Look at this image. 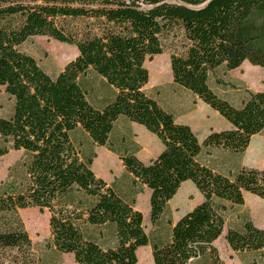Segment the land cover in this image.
Listing matches in <instances>:
<instances>
[{"label":"trees","instance_id":"1","mask_svg":"<svg viewBox=\"0 0 264 264\" xmlns=\"http://www.w3.org/2000/svg\"><path fill=\"white\" fill-rule=\"evenodd\" d=\"M33 37L73 46L77 56L50 77L19 49ZM166 52L173 84L216 111L229 130L199 143L144 92V62ZM244 62L264 70V0H0V87L13 101L11 115L0 118V158L23 153L0 188V264L6 253L13 254L10 264H35L18 213L29 208L48 212L47 245L75 264H137L145 246L152 264H224L213 243L244 193L264 200V169L221 174L200 159L210 150L240 155L264 131V91L248 92L236 107L210 87L212 75ZM94 77L111 91L99 103L89 100ZM120 118L159 140L162 150L149 163L109 145ZM77 132L118 156L132 198L95 176V153H84ZM186 181L202 201L164 240L150 241L135 196L149 191V221L157 229ZM224 239L234 253L257 254L252 264L264 255V228L248 218Z\"/></svg>","mask_w":264,"mask_h":264},{"label":"rangeland","instance_id":"2","mask_svg":"<svg viewBox=\"0 0 264 264\" xmlns=\"http://www.w3.org/2000/svg\"><path fill=\"white\" fill-rule=\"evenodd\" d=\"M20 51L32 56L39 67L50 77H55L63 67L77 56V50L73 46L56 42L47 37H33L20 46ZM144 67L148 71L149 79L144 92L156 99L165 110L175 114L176 106L181 103L196 104L197 98L188 91L176 86L172 82L168 52L155 56L152 60L146 59ZM93 95L89 97L91 102L99 103L101 99L111 96V91L103 81L92 78ZM211 89L222 99L238 107L247 97L248 92L264 91V70L258 66H252L247 62L232 71L219 70L210 79ZM180 93V94H179ZM197 117L198 124L183 123L189 126L196 135L199 143L211 132H220L230 129L229 123L216 111L202 103ZM13 101L0 87V118L11 115ZM184 113H179L182 116ZM179 120V119H177ZM132 125V126H131ZM226 126V128H224ZM137 136V137H136ZM73 138L82 144V149L87 155L95 153L91 170L96 177L101 178L106 184L112 186L119 194L126 192V187L131 181L125 173L122 163L116 154L109 152L104 147L93 144L86 134L77 132ZM146 148V153H139L137 157L141 162L146 158H155L162 150L159 140L142 126L120 118L114 125L109 138V145L118 152H139V145ZM104 152L113 156V161L106 158ZM153 154L152 156H150ZM22 151H10L0 158V188L8 185L9 170L21 160ZM150 156V157H149ZM201 162L221 174H228L239 167L264 169V131L253 136L247 149L240 155L230 154L222 150H210L201 156ZM186 186H183V185ZM176 195L168 203L166 211L159 220L158 228L152 227L149 221V193L143 192L137 200L135 210L143 217V229L152 241L155 238L164 240L170 228L187 212L191 211L202 201L201 195L191 182H185ZM192 188H189V187ZM19 217L29 236L34 254L35 264H75L71 255L58 254L47 245L49 241L48 218L46 210L40 212L36 208L20 210ZM248 218L257 228H264V200L245 194L242 207L229 208L225 216V225L221 236L216 240L215 248L224 264H252L257 254H237L232 252L224 236L229 229L237 228L240 223ZM139 250V251H138ZM136 254L137 264H152L149 246L139 248ZM12 255L6 253L5 264H10ZM139 261V262H138ZM257 264H264V255L257 260Z\"/></svg>","mask_w":264,"mask_h":264},{"label":"crops","instance_id":"3","mask_svg":"<svg viewBox=\"0 0 264 264\" xmlns=\"http://www.w3.org/2000/svg\"><path fill=\"white\" fill-rule=\"evenodd\" d=\"M180 94V93H179ZM193 96V95H192ZM202 103L203 102H201L199 99L197 100V102H196V104H186V103H182V101H181V103H179L177 106H176V108H175V114H174V112H173V116H174V119H175V122L176 123H178V124H183V123H191V124H198L197 123V121H198V119H197V117H193L195 114H197L198 112L197 111H199L201 108H203V106H202ZM199 109V110H198ZM197 110V111H196ZM170 111V110H169ZM179 113H184L182 116H180L179 115ZM177 119H179V120H177ZM190 124V125H191ZM185 125V124H184ZM132 126V125H131ZM144 128V127H143ZM224 128H226V126H224ZM209 132H211V130L209 131ZM137 137V136H136ZM136 143H137V140H136ZM138 144V143H137ZM139 145V144H138ZM146 151H147V149L146 148H144V147H142V146H140L139 145V152H136L135 153V156L136 157H139V153H146ZM223 151V150H222ZM110 152V151H109ZM109 152H104L105 153V156H106V158H108V160H111L112 159V161H113V156H112V152L111 153H109ZM223 152H226V153H229V152H227V151H223ZM114 154V153H113ZM153 154H151L150 156H152ZM149 156V157H150ZM147 160H144L143 161V163H145V164H147V163H149L151 160H153L154 159V157L153 158H146ZM186 182H189V181H186ZM185 183V182H184ZM183 183V184H184ZM182 186V185H181ZM180 186V187H181ZM183 186H186L185 184L183 185ZM195 187V186H194ZM189 188H192L191 186L189 187ZM196 189V188H195ZM133 192H134V187L132 186V184H131V181L129 182V184L127 185V187H126V192L124 191V192H122V193H120V195L121 196H123V197H125V198H128V199H130V198H132L133 197ZM143 192L145 193L144 195H146V193H149V191L145 188V187H143V191H142V193H140V194H138V195H136L135 196V207H136V203H137V200H138V198L140 197V196H142L143 195ZM199 193V192H198ZM245 194H247V193H244V195ZM176 195V194H175ZM148 202H149V199H148ZM169 202H171V201H169ZM215 244H216V241L213 243V246H215ZM139 251V250H138ZM151 254V253H150Z\"/></svg>","mask_w":264,"mask_h":264},{"label":"bare ground","instance_id":"4","mask_svg":"<svg viewBox=\"0 0 264 264\" xmlns=\"http://www.w3.org/2000/svg\"><path fill=\"white\" fill-rule=\"evenodd\" d=\"M136 254H138V251L136 252ZM139 262V261H138Z\"/></svg>","mask_w":264,"mask_h":264}]
</instances>
